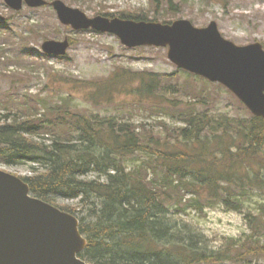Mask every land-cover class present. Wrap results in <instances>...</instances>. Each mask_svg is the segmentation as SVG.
I'll list each match as a JSON object with an SVG mask.
<instances>
[{
	"label": "trees",
	"instance_id": "obj_1",
	"mask_svg": "<svg viewBox=\"0 0 264 264\" xmlns=\"http://www.w3.org/2000/svg\"><path fill=\"white\" fill-rule=\"evenodd\" d=\"M102 14L150 20L143 13ZM162 79L149 72H115L88 85L98 94L123 88L121 93L155 97ZM68 102L43 103L44 113H14L11 122L9 115L0 117V163L30 165L34 174L22 178L31 193L78 216L87 240L79 255L83 260L264 262V200L258 201L255 214L247 215L250 232L227 239L220 249L208 247L205 236L187 222L170 218L189 206L201 212L218 206L240 211L253 196L264 194V119H217L188 104L173 112L181 126L162 122L161 130L149 133L115 117H87ZM45 134L51 135V143L36 140ZM91 174L97 177L89 179ZM187 193L193 196L187 199ZM59 198L78 203L59 204Z\"/></svg>",
	"mask_w": 264,
	"mask_h": 264
},
{
	"label": "rangeland",
	"instance_id": "obj_2",
	"mask_svg": "<svg viewBox=\"0 0 264 264\" xmlns=\"http://www.w3.org/2000/svg\"><path fill=\"white\" fill-rule=\"evenodd\" d=\"M52 1V0H48ZM79 8L88 17L100 13H143L160 22L188 19L196 27L216 21L222 35L237 45L260 42L264 46V0H63ZM0 116L34 115L45 112L47 106L68 100L74 110L87 117H115L127 121L139 131L152 133L162 129V122L181 126L175 108L188 104L196 112H207L212 118H249L250 112L227 88L187 73L169 60L167 48H127L117 36L92 30L76 31L66 28L51 6L38 9L25 6L15 12L0 0ZM73 39L63 58L43 55L46 39ZM115 72H149L162 76V85L155 97L139 94L96 93L88 85L110 78ZM135 85V82H133ZM6 107H10L6 110ZM166 110L165 112H162ZM143 132V131H142ZM0 168L18 176H31L29 165ZM96 174L88 176L96 178ZM192 194L187 193L190 199ZM264 194L248 200L240 211L225 206L206 208L203 212L189 206L172 220L185 221L205 236L212 249L229 238L250 232L247 215L255 214L258 201ZM59 204L72 207L77 200L59 198ZM259 264H264L260 262Z\"/></svg>",
	"mask_w": 264,
	"mask_h": 264
},
{
	"label": "water",
	"instance_id": "obj_3",
	"mask_svg": "<svg viewBox=\"0 0 264 264\" xmlns=\"http://www.w3.org/2000/svg\"><path fill=\"white\" fill-rule=\"evenodd\" d=\"M15 10L24 2L42 7L46 0H5ZM59 19L76 30L93 29L117 35L130 47H168L169 59L180 68L219 82L253 114L264 118V48L260 42L237 45L224 38L215 21L198 28L187 19L171 24L132 19L88 17L62 0L52 3ZM0 19L3 17L0 15ZM69 40H47L50 55H65ZM86 247L79 220L31 195L29 185L0 169V264H89L78 257Z\"/></svg>",
	"mask_w": 264,
	"mask_h": 264
}]
</instances>
